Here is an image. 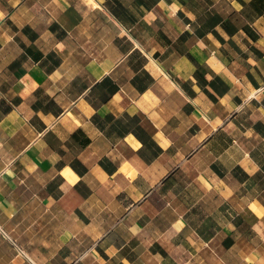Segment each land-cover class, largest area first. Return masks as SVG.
Segmentation results:
<instances>
[{"label": "crops", "instance_id": "1", "mask_svg": "<svg viewBox=\"0 0 264 264\" xmlns=\"http://www.w3.org/2000/svg\"><path fill=\"white\" fill-rule=\"evenodd\" d=\"M0 264H264V0H0Z\"/></svg>", "mask_w": 264, "mask_h": 264}, {"label": "built area", "instance_id": "2", "mask_svg": "<svg viewBox=\"0 0 264 264\" xmlns=\"http://www.w3.org/2000/svg\"><path fill=\"white\" fill-rule=\"evenodd\" d=\"M21 252H23V251H21Z\"/></svg>", "mask_w": 264, "mask_h": 264}]
</instances>
